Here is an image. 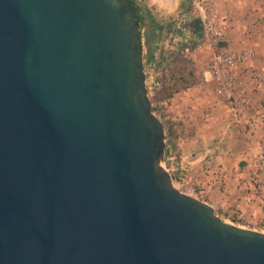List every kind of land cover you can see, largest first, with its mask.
Wrapping results in <instances>:
<instances>
[{
    "label": "water",
    "instance_id": "95a60500",
    "mask_svg": "<svg viewBox=\"0 0 264 264\" xmlns=\"http://www.w3.org/2000/svg\"><path fill=\"white\" fill-rule=\"evenodd\" d=\"M136 10L0 0V264H264L174 187Z\"/></svg>",
    "mask_w": 264,
    "mask_h": 264
},
{
    "label": "crops",
    "instance_id": "0c3cea01",
    "mask_svg": "<svg viewBox=\"0 0 264 264\" xmlns=\"http://www.w3.org/2000/svg\"><path fill=\"white\" fill-rule=\"evenodd\" d=\"M133 1L144 12L145 23H170L176 27L182 20L191 24V28L194 26V18L190 15L196 11L191 7V0ZM212 1L218 13L213 11L228 28L225 43L237 44L241 32H244V36L247 33L250 21L243 24L235 19L237 13H228L232 4L223 8L222 0ZM223 1L227 4L226 0ZM189 5L190 8H187ZM236 7L237 12L240 9ZM240 11L244 12L243 9ZM228 14L233 17H228ZM260 24V43L264 50V21ZM195 31H182L169 39L167 52L172 57L174 83L166 86H170L174 94L169 103L171 127L167 134L171 141L175 137L178 140L180 163L187 178L186 190L195 191L216 213H223L226 208L224 196L228 193L229 196L234 193L233 203L240 202V205H235L236 208L248 203L243 198L244 189L249 185L256 167L259 143L264 137V83L254 85L249 77L253 74L263 75L264 64L259 72L250 69L246 63L239 69L240 77L246 84L243 90L245 111L239 116L217 94L216 83L206 68L212 60L211 52L202 32ZM191 42L196 46L194 51L191 50ZM244 43H254V40L250 42L245 38ZM176 60H182L187 66L177 71Z\"/></svg>",
    "mask_w": 264,
    "mask_h": 264
},
{
    "label": "rangeland",
    "instance_id": "374dc122",
    "mask_svg": "<svg viewBox=\"0 0 264 264\" xmlns=\"http://www.w3.org/2000/svg\"><path fill=\"white\" fill-rule=\"evenodd\" d=\"M226 3L227 4H225V1L222 0L223 8L228 7V4H232V8L228 10V13H231V11H233L232 14L234 15L237 13L235 17L236 20H240V22L243 24L247 21H250L249 22L250 27L247 33H245V36L243 34L244 32H241V34L238 36L239 38L242 37L240 39L238 38V41L240 42H238L237 44L232 43L231 45L230 44L229 45L234 49H242V48L253 49L255 52V57L250 61H248L246 64L250 69L259 72L264 64V50L262 49L263 47L261 46L260 43L261 30H262L260 23L261 21H264V0H226ZM209 5L212 10H215L216 12L218 11L215 7V3L212 0H209ZM236 6H238L240 10L243 9L244 12L242 13L240 10L236 12L237 9ZM195 16H197V13L192 11L190 17L193 19L195 18ZM228 17H233V16L228 14ZM230 20L232 19L230 18ZM188 25L189 24L187 23L186 26ZM242 34L243 36H241ZM245 38L250 42L251 40H254V43L245 44L244 43ZM141 40L143 43V51H144L143 64H144L146 57L147 55H149V53L142 36H141ZM191 48H192L191 50L193 51L194 49H196L194 43L191 44ZM171 62L172 60H168V53H167V59H164L161 53V55L160 56L158 55L156 59L154 58V63L152 66L150 65L147 68L144 67V71L146 73V88H147L148 98L150 99L151 102V110L153 114H155L161 120L164 128V134L166 139V153L164 157V162L169 170L173 163L172 160L177 161L178 163L180 162V158L179 159L173 158L176 156L179 157L180 154L178 140L175 137L173 141H171L167 134V130L170 129L171 127L168 119V109L170 105L169 103L172 95L174 94V90L170 89V86H166L168 83L173 82L172 79L174 74L171 70ZM186 66L187 65L182 60L181 61L178 60L175 69L179 71L185 68ZM206 68L208 69V67ZM149 75L152 76L151 79ZM224 143H225V139L223 138V144ZM174 187L177 190H180L191 197L201 199L199 198V195L195 194V191L193 192L191 190L185 191L186 189H184L177 182L174 183ZM244 194L245 195L243 196V198L247 200L246 202H248L247 203L248 205L246 204V206H240L239 208H236L235 205H240V202L233 203L232 201L235 199V195L234 193H232L231 196H229L228 193L227 194L228 197L224 196L225 197L224 200L226 202V208L224 212L223 213L218 212L216 214L225 222L246 229H252L259 232H264L261 223L262 221H264V199H261L260 201L251 199L250 194L247 191V187L244 189ZM202 200L205 201L204 199ZM235 216H237L238 223L237 222L234 223L232 221L234 219L233 217Z\"/></svg>",
    "mask_w": 264,
    "mask_h": 264
},
{
    "label": "built area",
    "instance_id": "2783aa9c",
    "mask_svg": "<svg viewBox=\"0 0 264 264\" xmlns=\"http://www.w3.org/2000/svg\"><path fill=\"white\" fill-rule=\"evenodd\" d=\"M191 7L195 9L201 22L203 38L212 55V60L207 67L216 83L217 94L224 100L229 109L241 116L245 111L243 90L245 89L246 84L240 77L239 69L242 65L255 57V52L253 49H234L225 43L226 31L228 29L227 25L224 22H220L217 13L211 9L209 0H191ZM157 24L163 31V39H166L168 33L171 32L168 31L171 24ZM164 50H166L165 40L163 41L160 39L157 47L154 49L153 57L156 59L161 53L163 57ZM149 76L151 79L152 76ZM249 81H252L254 85L263 84L264 74H253L249 77ZM256 160V167L251 175L247 191L249 192L251 199L260 201L261 199H264V137L259 143V151ZM172 162V166L170 170H168L174 176V173L183 169V166L180 162L178 163L173 160ZM175 182H177L176 178Z\"/></svg>",
    "mask_w": 264,
    "mask_h": 264
},
{
    "label": "trees",
    "instance_id": "16d2710c",
    "mask_svg": "<svg viewBox=\"0 0 264 264\" xmlns=\"http://www.w3.org/2000/svg\"><path fill=\"white\" fill-rule=\"evenodd\" d=\"M130 4L131 5H136V3L133 1V0H129ZM187 8H190V5L187 7ZM144 12L141 11L138 7H137V10H136V16H137V23H138V27H139V30H140V35L143 37L144 41H145V45L147 46V49H148V53L149 55H147L146 57V60L144 62V67L147 68L148 66H152L153 63H154V57H153V51L154 49L157 47L160 39L161 40H165V49L164 50V56L163 58L164 59H167V47L168 45H170V41L169 39L173 36H176L179 34V32H182V31H190L192 29H195L196 31L195 32H199L200 31L202 32V29H201V24H200V21H199V18L198 16H195V18L192 20L194 26L192 25V28H191V24H189L188 26H186L187 22L183 23V21L181 20L180 21V26H173L171 25L169 28H168V31H171L170 33H168V36L166 37V39L164 37V34H163V31L161 30V27L157 24V23H145V17H144ZM194 27V28H193ZM197 27V28H196ZM143 31V32H142ZM192 43V42H191ZM190 44V43H188ZM169 54H168V60H171L172 57L169 58ZM169 156V155H168ZM174 159L178 158L179 157H173ZM174 176L177 180V182L184 188L186 189L187 187V184H186V176H185V172H184V169L174 173ZM237 212V211H235ZM234 212V213H235ZM233 213V214H234ZM234 219L232 220L234 223H238V219H237V216L233 217ZM262 223V229H264V221L261 222Z\"/></svg>",
    "mask_w": 264,
    "mask_h": 264
}]
</instances>
